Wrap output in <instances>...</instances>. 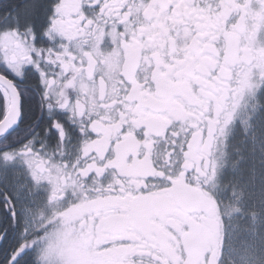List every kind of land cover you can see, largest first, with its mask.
<instances>
[{"label": "snow or ice", "instance_id": "6c2138e0", "mask_svg": "<svg viewBox=\"0 0 264 264\" xmlns=\"http://www.w3.org/2000/svg\"><path fill=\"white\" fill-rule=\"evenodd\" d=\"M222 119V171L264 188V0H0V264H39L33 168L101 224L90 264H264L260 228L229 225L196 259L186 243L181 194L221 181L191 141L210 156Z\"/></svg>", "mask_w": 264, "mask_h": 264}, {"label": "flooded vegetation", "instance_id": "af4514ba", "mask_svg": "<svg viewBox=\"0 0 264 264\" xmlns=\"http://www.w3.org/2000/svg\"><path fill=\"white\" fill-rule=\"evenodd\" d=\"M251 88L252 84L250 86L246 79L241 78L237 87L240 98L246 100L250 96ZM224 95L226 93L221 92L219 97H214V111L218 114L222 108L228 107L223 100ZM225 128L226 124L222 119L219 125H215L214 129L210 130V136L211 131L215 133L214 138L211 140L212 148L210 156L206 147L208 144L207 139L204 144H201L199 133H195L191 141L190 160L198 164L201 158H203L204 165L210 171L214 170L213 174L220 172L222 167V159L225 151ZM24 163L32 168L35 161L25 159ZM33 172L38 184L41 181L48 182L47 187L41 185V194L38 198L39 206L31 213L33 219H36L35 224L31 225V227L34 231L39 232V235L34 237V240L38 241L36 258L39 264H44L40 256L42 236L60 225L71 234L72 242L76 247L78 255V263L90 264L91 253L88 250L89 245L94 242V232L96 236L101 232V224H97L95 229H93L92 217L89 216L87 221L82 218L84 212L87 211L86 206L75 203L73 199L63 200L65 189L72 191V187L71 183L65 184L62 176L51 174L46 170L42 173H37L35 168H33ZM221 186L224 187V191H227L225 184L220 181L219 187L210 185L212 195L199 190L181 194L182 199L194 210V215L188 217L191 227L189 232L185 234L187 237L186 243L193 259L199 258L209 247L214 250V255L218 254L221 239L225 229L229 226L226 220V213L221 209L222 207L220 205V198L223 194ZM221 217L224 218L223 223Z\"/></svg>", "mask_w": 264, "mask_h": 264}, {"label": "rangeland", "instance_id": "374dc122", "mask_svg": "<svg viewBox=\"0 0 264 264\" xmlns=\"http://www.w3.org/2000/svg\"><path fill=\"white\" fill-rule=\"evenodd\" d=\"M256 87L258 84L256 82L252 83V88L250 91V96H248L245 100L247 102L248 98H252L255 94ZM226 134H225V149L228 147L226 141L228 140L230 129L226 125ZM228 153L224 151L223 159H222V167H221V182H223L226 186V190L224 191V187L221 186L223 190V194L220 198L221 209H223L226 213V220L228 225L234 226L233 222L235 219L237 220L241 228L252 229L260 228L264 231V188L260 189V195L257 194L259 191L257 187L251 188L250 191V199L248 195V190L244 189L243 191H239L238 187H234V194H231L229 189V176L230 173L224 172L222 170L225 169L227 165L230 168V161L227 159ZM246 201H248V206L245 207ZM242 205V206H241ZM239 208H245L241 210ZM246 208H249L246 212ZM246 212V213H245ZM239 214V215H236ZM244 215L247 217L246 223H243ZM241 220V221H240ZM36 219H33L31 225H34ZM42 250L40 252V256L42 257L44 264H79L77 260V252L76 247L74 246L71 238L70 232L68 230H64L62 226H57L51 231H48L41 238Z\"/></svg>", "mask_w": 264, "mask_h": 264}, {"label": "trees", "instance_id": "16d2710c", "mask_svg": "<svg viewBox=\"0 0 264 264\" xmlns=\"http://www.w3.org/2000/svg\"><path fill=\"white\" fill-rule=\"evenodd\" d=\"M230 167H231V163H230ZM246 182V181H245ZM245 182H240V183H236L234 180H233V178L231 177V174H230V176H229V184H230V186H229V189H230V192H231V194H234L235 192H234V187H238V190L239 191H243L244 189H246V190H248V195H249V199L251 198L250 197V191H251V188H252V186L251 185H249L248 187H245ZM256 187L258 188V192H257V194L258 195H260V189H259V187H258V185H256ZM263 199H264V195H263ZM251 200V199H250ZM251 204H252V200H251ZM242 206V205H241ZM246 206H248V201H246V204H245V207ZM240 209V213L239 214H241V210H243V209H245V208H239ZM248 209L249 208H246V212L248 211ZM245 212V213H246ZM237 218V220H238V216L236 217ZM246 219H247V217L244 215V219H243V223H246ZM236 219H235V221L233 222V224H234V226H236V225H239V223H238V221H237ZM241 221V220H240ZM263 224H264V222H263ZM264 226V225H263Z\"/></svg>", "mask_w": 264, "mask_h": 264}]
</instances>
